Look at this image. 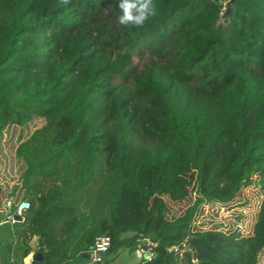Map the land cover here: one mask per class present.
Segmentation results:
<instances>
[{
    "label": "trees",
    "instance_id": "trees-1",
    "mask_svg": "<svg viewBox=\"0 0 264 264\" xmlns=\"http://www.w3.org/2000/svg\"><path fill=\"white\" fill-rule=\"evenodd\" d=\"M227 1L154 0L131 28L118 0H0V137L20 128L10 197L31 202L0 216L1 264H25L35 235L48 264H79L103 234L106 255L156 243L134 264H258L264 191L249 234L194 223L264 190V0L219 22ZM191 170L197 198L170 218L164 185Z\"/></svg>",
    "mask_w": 264,
    "mask_h": 264
},
{
    "label": "rangeland",
    "instance_id": "rangeland-1",
    "mask_svg": "<svg viewBox=\"0 0 264 264\" xmlns=\"http://www.w3.org/2000/svg\"><path fill=\"white\" fill-rule=\"evenodd\" d=\"M227 2L224 3L223 13L219 22H223L228 17ZM20 133V128L18 127L11 130L9 134L5 133L0 138V180L2 172L7 170L13 175L16 174L13 179H17L25 166L23 161L16 156ZM3 147L4 150L1 152ZM194 182L195 177L192 170L184 176L168 179L164 185V197L168 203V215L170 218L185 215L187 209L195 202L197 195L194 189ZM0 183L3 189L0 199V209L4 212L5 209H9L5 206L8 195L5 191L6 184L4 180L2 179ZM263 191L260 186L248 183L241 190V201L228 205L219 203L221 206L218 204L215 206L217 202L202 204L195 213L194 223L197 228L209 229L218 226L227 232L238 229L243 234H249L256 220ZM261 254L264 255V252ZM263 255L259 257L258 264H264ZM106 256V264H134L138 261L135 254L130 253L128 249H122L117 253Z\"/></svg>",
    "mask_w": 264,
    "mask_h": 264
},
{
    "label": "built area",
    "instance_id": "built-area-1",
    "mask_svg": "<svg viewBox=\"0 0 264 264\" xmlns=\"http://www.w3.org/2000/svg\"><path fill=\"white\" fill-rule=\"evenodd\" d=\"M5 206L9 208V210H14V213L11 217V220L15 221V216H23L24 212L30 209L31 202L27 200H16L15 198L11 197L8 198L5 202ZM112 245V237L109 234L99 235L95 238V241L92 247L89 249L87 254L89 257L79 262V264H101L105 260L106 254L109 252ZM156 243L152 241H147L146 246L139 248L136 251V256L139 260L143 261H150L156 256L155 251ZM174 250L177 251L178 248L174 247ZM264 252V251H263ZM262 252V253H263ZM261 254L260 257H262ZM263 262H264V255H263Z\"/></svg>",
    "mask_w": 264,
    "mask_h": 264
},
{
    "label": "clouds",
    "instance_id": "clouds-1",
    "mask_svg": "<svg viewBox=\"0 0 264 264\" xmlns=\"http://www.w3.org/2000/svg\"><path fill=\"white\" fill-rule=\"evenodd\" d=\"M59 2L68 5L71 0ZM118 8L121 14L117 22L124 27L141 28L157 15L154 0H118Z\"/></svg>",
    "mask_w": 264,
    "mask_h": 264
},
{
    "label": "crops",
    "instance_id": "crops-1",
    "mask_svg": "<svg viewBox=\"0 0 264 264\" xmlns=\"http://www.w3.org/2000/svg\"><path fill=\"white\" fill-rule=\"evenodd\" d=\"M11 132V130H7V131H5L4 132V135H5V133H10ZM1 137H3V136H1ZM0 137V138H1ZM4 146V145H3ZM4 150V147L1 149V152ZM5 172H8V173H5ZM5 172H2V174H1V180L3 179L4 180V182H5V186H6V189H5V191H6V193H7V195H8V197L7 198H11L10 196L12 195V191H13V188L16 186V185H18V184H20V175L17 177V179H13L15 176H16V174H12L10 171H5ZM22 172V171H21ZM0 180V181H1ZM1 184V183H0ZM1 186V185H0ZM2 191H3V189H2V187H1V193H2ZM18 195V194H17ZM17 195H15V196H17ZM13 198H15V197H13ZM16 199V198H15ZM11 210V209H10ZM9 209H5L4 210V212L3 211H1V209H0V216H2V221H1V225L2 224H6V223H11V224H14V222L15 221H13V220H11L10 218H8V213H10L11 211H10ZM45 219H41L40 221H44ZM76 243H79V238H76V239H72L71 240V242H70V245H68V247L70 248V249H68V252H72V248H75L76 247ZM30 245H31V247H32V251H31V253L29 254V256H27L26 258H25V264H30L31 263V260H32V256L35 254V253H38V252H41L43 255H44V253L41 251V250H39L40 249V237L38 236V235H35L33 238H32V240H31V243H30ZM138 259V258H137ZM44 260H45V255H44ZM46 261V260H45Z\"/></svg>",
    "mask_w": 264,
    "mask_h": 264
},
{
    "label": "water",
    "instance_id": "water-1",
    "mask_svg": "<svg viewBox=\"0 0 264 264\" xmlns=\"http://www.w3.org/2000/svg\"><path fill=\"white\" fill-rule=\"evenodd\" d=\"M234 0H229L228 6H227V15L229 16L231 13V6ZM0 199H1V186H0ZM89 257L88 254L83 255L84 259H87ZM1 264V262H0ZM30 264H48L45 260H44V255L41 252L35 253L32 256V260Z\"/></svg>",
    "mask_w": 264,
    "mask_h": 264
}]
</instances>
